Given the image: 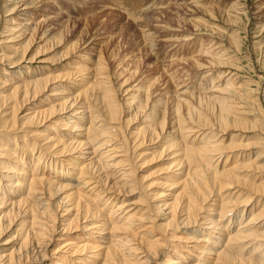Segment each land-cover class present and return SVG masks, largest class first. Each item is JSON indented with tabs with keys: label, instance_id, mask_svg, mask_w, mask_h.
I'll return each instance as SVG.
<instances>
[{
	"label": "bare ground",
	"instance_id": "1",
	"mask_svg": "<svg viewBox=\"0 0 264 264\" xmlns=\"http://www.w3.org/2000/svg\"><path fill=\"white\" fill-rule=\"evenodd\" d=\"M0 1L3 2L2 13L6 14V17L17 8H24L28 1L46 2ZM200 2L192 0L187 6H193L211 15V7ZM118 8L128 11L125 4H118ZM133 8L132 11L136 12L137 9ZM32 15L28 21L13 27H8L9 22L6 20V26L0 35L9 32L20 33V37H23L40 32L44 22H37L35 15ZM214 16L216 17L212 13L211 17ZM191 23L198 30L205 24L201 19L191 20ZM178 24L180 27V21ZM19 28L21 30L16 32ZM178 31L182 34V30ZM148 33L146 36L151 34ZM186 37L183 39L185 42ZM232 37L231 43L228 42L232 47L239 49L241 38L238 39L237 35ZM198 47L197 57L200 58L194 62L200 70L207 69L202 64V59L205 61V58L210 59L207 61L209 63H212V60L220 62L219 67L213 70L223 69L225 64H230V61L222 63V60L225 62L228 58L225 59V51L219 49L220 46H217L213 39H202V44ZM137 50L146 53L150 48L143 42V45L137 44ZM220 54L222 55L219 56ZM16 56L7 61V56L0 55L1 64L7 63V66L17 67L26 60V53ZM145 56L148 57L149 54ZM98 57L89 74L91 77L83 81L81 92L59 104L52 105L47 101H40L42 106L38 109L26 110L24 113L22 111L29 101L45 98L49 92L51 95L68 93H57L59 90L54 85L60 80L56 75L26 74L17 76V82L14 84L7 83L12 92L10 102L0 101V159L12 158L10 163L18 165L19 162L20 168L28 161L30 170L25 173L21 183L15 184V187L19 188L12 191L15 193L7 191V188L12 187L11 180L8 179L10 177L0 175V246L6 249L4 253H0V264H45L48 256L57 260L52 258V264H264V178L250 175L248 179H254V182H250L238 175V171L242 170H264L258 165L264 155L262 152L256 158H243L240 156L241 145L237 143L244 138L241 134L249 131L254 135L252 140L258 141L259 136L263 135V128L257 130L256 126L248 124L249 113L244 112L245 109L235 103L236 100L242 103L239 100H244L247 96L244 86L236 83L238 78L232 76L229 71L223 74L224 79L220 78L219 83L212 81L207 87H198L202 91L200 96L210 98L217 104L218 111L214 119L212 115L198 111L197 107L188 101L185 95L193 97L195 93L180 91L178 88L185 80L176 75L171 74V80L176 85V97L171 112L164 108L161 100L155 99L152 103L149 90L148 95L145 89L144 94H133L131 103L135 106L137 115L149 111L153 118L146 132L141 133V130H138L135 131V136H130L127 122L122 120L125 112L123 105H126L127 101L122 102L115 91L111 90L110 75L106 73L109 65L101 52ZM84 61L89 63V60ZM132 65L129 64L124 72L135 74L138 70H133ZM25 71L28 72L27 69ZM2 73L6 75L5 72ZM128 80L129 78L121 82L120 88ZM204 101V98H200V106H203ZM207 108L209 110V106ZM51 124L74 132L84 131L86 135H75L86 138L79 142L75 141V136L68 140L61 138L62 136L52 137L55 131ZM169 124L173 128L167 135ZM214 126L218 131L214 132ZM39 127H45L47 134L43 135L37 129ZM24 129H29L26 137L31 142L27 145L18 135ZM221 130L240 132L234 135L227 145L219 142L222 139L218 134ZM164 135H167L165 139L170 141L164 150L169 151L171 157L174 156L172 167L181 169L182 172L173 173L171 168L168 170V173L174 174L175 179L170 181V184L167 183L161 197L171 199L170 203L153 204L150 195H142L140 201L147 203V206H142L144 208L139 213H143L137 215L134 213L137 203L126 202L123 198L127 197V194H134L137 189L145 190L151 187H144L142 182H138L135 175L138 168L136 161L147 155L143 149L148 143H157ZM64 136L67 134L64 133ZM186 139L193 140L187 142ZM11 141L16 142L12 148L9 147ZM17 141H22V153L17 148ZM260 141L262 147L264 137H261ZM120 153L122 155H119ZM88 154L90 156L87 157ZM224 158L227 160L223 163ZM240 158L243 159L242 162L239 160V163L230 166V161ZM63 160L64 162H61ZM81 163L83 167H80ZM65 164L68 172L78 171L79 178H73V174L69 176L67 172L68 176L59 174ZM0 171L11 173L14 169L11 170L0 163ZM16 173L22 174L18 171ZM178 176L182 178L181 182L176 178ZM110 177L118 181L110 182ZM164 178L169 179L168 176ZM4 180H8V183H5L3 190ZM239 185L249 190H237L241 188ZM63 193L65 196L62 200L54 202L64 195ZM101 200L104 202L101 203ZM132 206L135 207L132 209ZM126 207L129 209L125 211ZM156 220L160 229L159 235L149 239L147 230L155 227ZM13 232L16 236L7 239ZM212 235H218L212 244L218 247L214 253L203 245L206 240L201 237ZM15 241H19V244L16 245ZM180 243H186L187 246L191 243L199 256L190 253L189 249H185L188 252L186 255L180 253ZM10 245L14 248L7 250ZM208 254L214 255V258L206 259L204 256Z\"/></svg>",
	"mask_w": 264,
	"mask_h": 264
},
{
	"label": "rangeland",
	"instance_id": "2",
	"mask_svg": "<svg viewBox=\"0 0 264 264\" xmlns=\"http://www.w3.org/2000/svg\"><path fill=\"white\" fill-rule=\"evenodd\" d=\"M43 1L46 2L38 3L36 1H28L25 4V9L21 7L17 8L7 17L6 14L2 13L3 2L1 3L0 1V33L6 26V20L9 22L7 24L8 27H13L28 21V18L32 17V14H34L37 22H44V26L40 32L28 36L20 37V33L11 34L9 32L0 35V42H2V45H0V55L7 56V61L15 55L18 57L26 53V60H23V63L17 67L7 66V63L1 64L0 61V101L2 103H7L9 101L12 92V88L7 87V83L14 84L17 82V76H26V74L29 76H31V74L42 75L49 73L56 75L60 80L54 85V87L59 90L57 93L61 91H64V93L66 91L68 93L64 95H51V92H49L45 98L41 97L38 100L29 101L26 104V108L22 109L23 113L26 112V110L34 111L38 109L42 106L39 103L40 101H47L54 105L64 102L67 98L72 99L81 92L80 89L83 87V81L87 80V77H91L89 74H91V69L95 67L93 63L97 62L101 52L105 58L106 64L109 65V69H107L106 73L110 75L111 83L109 86H111V90L115 91L118 99L122 102L127 101V104L123 105L125 112L122 115V120L123 122H127L126 126L130 136H135L138 130H141V133L147 131V128L152 123L153 115H151L149 111L137 115V110H135V106H132L133 103H131L133 94L140 95L141 92L144 94V89L147 94L149 90L152 95L150 101L153 103L155 99L161 100L164 104V108L171 112L174 106V98L176 97L174 94L176 93V85L171 80V74L176 75L182 80H185L178 88L180 91L186 90V92L195 93L193 97L185 95L188 101L195 105L198 111L203 114L207 113L212 115L214 119L218 111V106L212 99L208 97V99H205L206 97L200 96L202 91L199 89L203 86H209L212 81H215V84L219 83L218 80L220 81V78H223V74L230 71L229 73L232 76L235 75L234 77L236 79L238 78L236 83L239 85L242 84L244 90L247 92L245 93L247 94L246 99L239 100L242 103H238L237 100L235 103L239 104V107L242 106V109H245L244 112L249 113L247 118L248 124L256 126L257 130L258 128H263L261 132L263 135L259 136L258 141L252 140L254 139L252 137L254 136L253 133H251L252 131L241 134L244 138L237 141L238 145H241L242 148V150L240 149V156L243 158L254 156V158H256V156L262 152L264 155V144L261 147L262 144L260 141L261 137H264V0H198V2L201 1L200 4L211 7V10H213L212 13L216 15L214 18L211 17L212 13L209 15L201 12L198 8L187 6L192 0ZM205 3L207 5H205ZM118 4H125V8H127L128 11L119 10ZM232 7L235 8L233 9ZM132 8L137 9V11L133 12ZM170 8H172V10ZM196 19H201L206 24L201 26L202 28H200V30L195 28L191 23V20ZM229 19H234L235 21H230ZM237 20L239 21L237 22ZM179 21L181 24L180 27H178ZM145 25L147 26L146 28L143 27ZM208 26L209 28L207 29ZM210 28L215 29V31H212ZM19 30H21V28L16 32ZM175 30L177 32H175ZM178 30H182V34H180ZM141 31L145 32L141 33ZM146 32H150L153 36L151 34L149 35L150 37L146 36ZM186 35H189V37H186ZM234 35H237L238 39L241 38L239 40V49L232 47L230 44L233 39L232 36ZM185 37L186 42L183 40ZM148 39H152V42L148 41ZM202 39H213L216 45L220 46V48L217 47V49L219 48L225 51L224 57H226L225 59L228 58L225 62L222 60V63H228L230 61V64H225V68L223 69L218 68L213 70V68L219 67L220 62L216 60L215 63L213 62L214 60H212V63L211 61L209 63L207 61L210 59L205 58V61L202 59V64L207 69L205 70L201 67L202 70H200L199 67L195 65L194 60L200 58L197 57V49L199 48L198 45L202 44ZM199 41L201 43H199ZM143 42L147 47L149 46L151 50H149L150 53H145V51H143V53L137 50V44L143 45ZM4 49L6 51H3ZM145 54H149V56L146 57ZM229 58H231V60H229ZM84 60H89V63ZM129 64H133V70H138L135 74H132L130 71L124 72ZM209 64L211 66H209ZM25 69H27L28 72L25 71ZM211 70L213 72H209ZM2 72H5L6 75H2ZM128 78L129 80L120 88L119 84L122 85L121 82H125ZM243 82H245V84ZM1 83H6V85H1ZM199 86L201 88H198ZM200 98H204L205 100L203 106H200ZM208 106L209 110L207 108ZM243 110L239 112L241 113ZM22 111L20 110L19 112V114L21 113V117L23 115ZM8 113H10V111ZM51 127L53 131H55L54 135H51L52 137L62 136L61 138L68 140L71 136H75V141L79 142L86 138L84 136L76 137L75 135L78 133L86 135L84 131L74 132L52 124ZM171 128H173V126L169 124L167 127V135L172 131ZM37 129L41 131L43 135L47 134L45 132V130H47L45 127H39ZM213 130L214 132L218 131L215 126ZM27 131H29V129H24L18 133V135L23 138L20 140H25V145L31 142V140L28 141L29 138L26 137ZM235 131L236 130H221V132L218 133L219 136H222L219 142L222 141V144H230L234 135L240 132ZM64 133H66L67 136H64ZM167 135L160 137L157 143L156 141L148 143L147 147L143 149V152L147 155L136 161L138 168L135 175L138 178V182H142L144 187L151 186V189L149 187L145 188V190L137 189L132 195L126 193L128 196L123 198L126 202L137 203V210L134 212L137 215L143 213H139L140 210L144 208L142 206H147V203H142L140 201L142 200V195H146L147 197L150 195L153 204L163 205L170 203L171 199L161 197L164 193V187L167 183L170 184V181H174V172H182L181 169L178 170V168L172 167L174 160L172 158L174 156L171 157L169 151L167 152L164 150L170 143V141L165 139ZM248 138L249 140H247ZM191 140L193 139H186L185 141L190 142ZM17 143L19 144L17 148L19 152L22 153V141H17ZM13 145H16L15 141H11V146L9 145V147L12 148ZM119 155H122V153ZM86 156L88 157L90 154ZM226 160L227 158H224L222 162L224 163ZM239 160L240 162L243 161L241 158L235 159L233 162L230 161V166H234ZM11 161L12 158L9 160L0 159V163L5 167L11 170L14 169L11 173H1L0 171V175H2V177H10L8 179L11 180L12 187L7 188V191L15 193L12 191L16 188L19 189L15 187V184L21 183L25 173L30 169L28 168V161L24 163L23 168L18 167V165H21L19 162L18 165H14L10 163ZM61 162H64V160ZM258 165L264 169V159H262ZM59 166L61 167V165ZM80 167H83L82 163ZM169 168L172 169V174L168 173ZM68 170L67 164H65L59 174L68 176L67 173H69V176L73 174V178H79L78 171L68 172ZM17 171L22 172V174H17ZM263 171L264 170L259 172L255 170H242L238 171V175L246 181L254 182V179H248V176L255 175L256 177L264 178ZM99 174L100 172L97 175ZM159 175L160 177H158ZM165 176H168L169 179L164 178ZM110 178V182L115 183L118 181L114 177ZM176 178L181 182L180 180L182 178L180 176ZM6 181L8 180L2 181L3 190L6 185L5 183H8ZM153 183H155V185L152 186ZM255 183L259 184L260 182ZM239 186L241 188H237V190L242 192L249 190L242 185ZM64 196L65 194L61 195V197L55 199L54 202H60ZM100 202L103 203L104 200ZM133 207L135 206H132V209ZM128 209L129 207L124 208L125 211ZM157 223L158 221L156 220L154 222L155 227H151L147 230L149 232V234H147L149 239H152V236L159 235L160 229ZM12 236H16V234L14 232L11 233L7 239H10ZM217 236L218 235H212L210 237L201 236L206 240L203 245L207 246L208 250L213 253L218 248L212 245L216 241ZM18 242L19 241H15V244H19ZM180 244V253L186 255L188 252L185 249H189L191 251L190 253L199 256V254L193 250L191 243H189L190 246H187L186 243ZM55 246H57V244H55ZM13 248L14 247L10 245L7 250H12ZM0 249L1 254L6 250L2 246H0ZM50 254H52V252H50ZM204 257L210 259L214 258V255L208 254ZM52 258L56 260L55 257L48 256L45 264H52ZM57 264L61 263L58 262ZM76 264L81 263L76 262Z\"/></svg>",
	"mask_w": 264,
	"mask_h": 264
}]
</instances>
